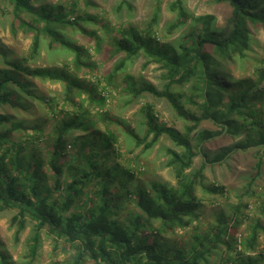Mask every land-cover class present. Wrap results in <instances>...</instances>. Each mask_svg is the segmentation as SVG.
<instances>
[{"label": "trees", "instance_id": "1", "mask_svg": "<svg viewBox=\"0 0 264 264\" xmlns=\"http://www.w3.org/2000/svg\"><path fill=\"white\" fill-rule=\"evenodd\" d=\"M185 2L169 4L176 17L166 40L180 34L161 43V0L141 24L132 20L135 0H0L11 33L32 37L27 56L0 39V214L10 215L16 243L31 229L26 264L37 262L43 239L53 256H67L53 264H264V188L255 186L264 174V0H213L227 10L221 24L214 13L190 14ZM42 50L56 62L34 65ZM140 56L160 71L157 84L128 72ZM36 81L63 93L41 92ZM111 94L127 108L145 99V133L129 131V157L112 128L125 122L106 108ZM158 104L183 131L160 122ZM165 136L174 147L164 166L175 183L141 184L133 164ZM215 140L226 145L205 151ZM246 151L256 164L238 203L205 212L198 188L229 196L206 186L204 171ZM0 264H15L1 242Z\"/></svg>", "mask_w": 264, "mask_h": 264}, {"label": "rangeland", "instance_id": "2", "mask_svg": "<svg viewBox=\"0 0 264 264\" xmlns=\"http://www.w3.org/2000/svg\"><path fill=\"white\" fill-rule=\"evenodd\" d=\"M55 4L60 2H66L67 0H49ZM156 0H135V14L132 18L133 22L141 24L143 22L149 21L154 14V4ZM175 0H161V11L159 14L158 20V40L161 43L172 42L178 39L180 33H175L173 36H170L166 40V33L168 28L171 25L170 23L175 19L176 15L169 10V4ZM185 6L190 14L195 16H201L204 14L214 13L219 18V24L222 23V18L227 10L221 6L216 5L213 0H186ZM8 16V15H7ZM6 15L0 14V39L7 44L11 49L15 50L20 56H27L30 52V47L32 44V37L23 35L22 33L18 36H14L10 30V21L7 19ZM78 40H82L79 35L74 36ZM259 38L262 41L264 46V31H260ZM81 43H86L81 41ZM88 44V43H86ZM92 44V43H91ZM89 46V45H88ZM93 59L96 62L101 63L103 56L95 55ZM54 56L50 57L47 55L46 50H42L41 58L33 63L34 65L47 66L56 62ZM71 60V57L68 58V61ZM115 61V60H114ZM145 57L140 56L132 61L128 66V72L137 81L148 80L157 84L159 82L158 77L160 76V71L157 69L156 65L151 64L147 67L145 64ZM52 62V63H51ZM114 63V62H113ZM108 67L110 64L107 65ZM108 67H103L100 72H104ZM90 77V75H89ZM41 92L48 93L50 95H62L63 88L60 84H54L50 82L41 83L36 81ZM121 96L111 94L107 101V109L110 110L111 115L121 118L125 122V125L112 126L116 130V133L120 137L122 144L123 152L127 157H129V151L134 148L133 143L130 141V135L128 134L130 130H134L140 136H144L145 125L144 119L139 115L138 111L142 104L145 102V99L131 108H127L122 101ZM157 112L159 115V120L162 123L168 124L169 127L175 128L179 131H183L184 123L175 119V116L169 111L168 106L165 104H158ZM206 128H213L211 124H204ZM224 140H215L213 142L206 143L204 145V150L207 152L214 153L222 146L226 145ZM174 147L171 140L168 137H162L160 143L148 154L142 156L138 162H134V166L137 167L142 174L141 184H146L149 180H163L170 181L173 184L175 180L171 170L164 166V162L167 159L166 148ZM141 149L136 150V153H139ZM204 156H198L194 160L193 170H198L202 166ZM256 164V159L254 157V152H238L233 155L227 162L223 164H216L213 167H210L204 171L205 184L210 186L217 184L225 187L227 199L225 196L221 195H208L205 194L203 190L198 188L197 194L199 197L206 198L205 212H210L214 208V205H217L218 202H225L228 200L231 203H238L240 197L242 196L244 185L247 181V176L253 172V169ZM256 188L261 190L264 188V174L256 181ZM217 200V201H216ZM244 200H249L247 197ZM256 209L253 211L255 212ZM252 212V213H253ZM9 217L10 215L0 214V242L4 247L5 253L8 252L12 257L15 264H26L22 259L25 254V241L29 237L30 228L22 234L21 240L19 243L14 241V229L9 227ZM241 230H244V226L241 227ZM181 234V233H180ZM178 238V237H177ZM258 249L264 252V238L261 240V244ZM53 247L51 241L43 239V246L41 249L40 257L38 258L35 264H53L55 261L63 260L65 256L61 251H58L55 256H53Z\"/></svg>", "mask_w": 264, "mask_h": 264}]
</instances>
